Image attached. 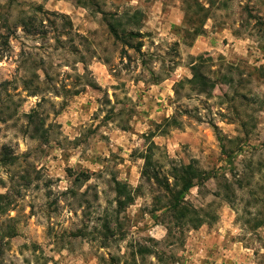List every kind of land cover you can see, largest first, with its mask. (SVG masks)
I'll use <instances>...</instances> for the list:
<instances>
[{
  "label": "rangeland",
  "instance_id": "rangeland-1",
  "mask_svg": "<svg viewBox=\"0 0 264 264\" xmlns=\"http://www.w3.org/2000/svg\"><path fill=\"white\" fill-rule=\"evenodd\" d=\"M0 264H264V0H0Z\"/></svg>",
  "mask_w": 264,
  "mask_h": 264
},
{
  "label": "trees",
  "instance_id": "trees-1",
  "mask_svg": "<svg viewBox=\"0 0 264 264\" xmlns=\"http://www.w3.org/2000/svg\"><path fill=\"white\" fill-rule=\"evenodd\" d=\"M116 28V25L112 26L111 31L115 37H119L118 33L116 32ZM197 35H199V33H197ZM194 70L199 75V71L196 67H194ZM144 158L146 159V169L144 170V175L149 179H152L153 177L157 183L160 184V187L171 194L172 199L168 210L173 211L178 219H186L190 214L191 219L186 224L193 227H200L204 223V220L198 216V212L196 210H194L193 213H190L188 209L190 207H188L185 203V197L193 188L200 186L201 183L209 178L207 177L206 173L200 171L193 165L174 168L173 172L175 182L172 186L168 183V181H164L163 183L158 172L153 171L154 165L152 162V157L147 155ZM115 184V191L119 195L117 199V207L118 210L124 211L128 205L132 204L134 200L129 191V187L126 184L117 181Z\"/></svg>",
  "mask_w": 264,
  "mask_h": 264
}]
</instances>
